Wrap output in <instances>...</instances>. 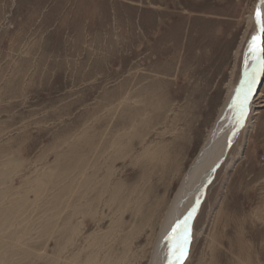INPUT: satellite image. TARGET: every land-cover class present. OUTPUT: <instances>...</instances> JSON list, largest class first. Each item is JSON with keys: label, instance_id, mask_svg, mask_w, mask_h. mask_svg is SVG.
<instances>
[{"label": "rangeland", "instance_id": "obj_1", "mask_svg": "<svg viewBox=\"0 0 264 264\" xmlns=\"http://www.w3.org/2000/svg\"><path fill=\"white\" fill-rule=\"evenodd\" d=\"M255 1L0 0V264H150ZM259 90L183 264H264Z\"/></svg>", "mask_w": 264, "mask_h": 264}, {"label": "bare ground", "instance_id": "obj_2", "mask_svg": "<svg viewBox=\"0 0 264 264\" xmlns=\"http://www.w3.org/2000/svg\"><path fill=\"white\" fill-rule=\"evenodd\" d=\"M258 3L259 0H256L253 9L250 10V14L248 15L247 28L252 25L254 26V31L250 36H247L243 45L242 42L240 43L238 49L235 51L236 60L241 56L242 61L239 80L236 85L228 86L226 97L218 109L216 119L207 129L206 136L189 165L180 173L181 176L173 196L169 200L167 199L168 201L162 209V213H159L160 216L156 222L157 229L154 233V248L150 258V264H167L169 250V241L167 238L176 223L183 221L191 213V219L188 221L190 235L192 222L199 214L201 204L206 197L207 187L215 178L218 168L226 161L225 159H227L233 145H235L242 135V128L251 127L248 124L251 123V114L256 109V100L261 96L259 89L264 79V72H256L255 83L251 86V94L248 95L247 110L242 121L239 114L237 93H240L242 100L243 96L248 92L247 82L251 79L253 70L258 69V65L249 51L252 36L257 32L254 14ZM245 36L244 34L243 39Z\"/></svg>", "mask_w": 264, "mask_h": 264}, {"label": "snow or ice", "instance_id": "obj_3", "mask_svg": "<svg viewBox=\"0 0 264 264\" xmlns=\"http://www.w3.org/2000/svg\"><path fill=\"white\" fill-rule=\"evenodd\" d=\"M255 23L257 32L252 36L249 51L253 59L258 65V69L253 70V74L248 83V92L241 100L240 93H237V101H239V114L241 121L247 110L248 95L251 94V86L255 83V75L257 71L264 72V0H259L255 11ZM247 75V73H246ZM195 211V209H193ZM191 219V213L183 221H178L173 227L172 232L168 236L169 250L167 264H183L187 253V245L189 242L188 221Z\"/></svg>", "mask_w": 264, "mask_h": 264}]
</instances>
